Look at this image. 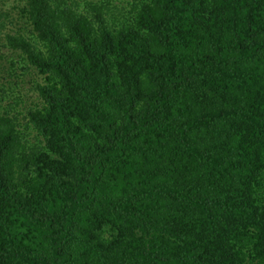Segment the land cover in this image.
I'll return each instance as SVG.
<instances>
[{"label": "trees", "instance_id": "16d2710c", "mask_svg": "<svg viewBox=\"0 0 264 264\" xmlns=\"http://www.w3.org/2000/svg\"><path fill=\"white\" fill-rule=\"evenodd\" d=\"M14 9L0 264H264V0Z\"/></svg>", "mask_w": 264, "mask_h": 264}, {"label": "rangeland", "instance_id": "374dc122", "mask_svg": "<svg viewBox=\"0 0 264 264\" xmlns=\"http://www.w3.org/2000/svg\"><path fill=\"white\" fill-rule=\"evenodd\" d=\"M15 5V0H0V10H8L11 11L13 14H17V11L14 9ZM10 55V51L3 46V40L0 38V55ZM0 64V79L3 80V77H7L8 74L6 72H3L1 69ZM15 79L14 74L13 77L11 78V81Z\"/></svg>", "mask_w": 264, "mask_h": 264}]
</instances>
